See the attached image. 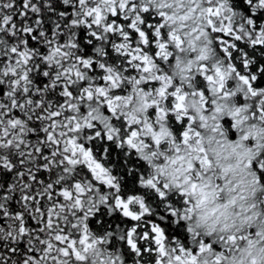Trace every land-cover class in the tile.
I'll return each mask as SVG.
<instances>
[{"label":"snow or ice","instance_id":"snow-or-ice-1","mask_svg":"<svg viewBox=\"0 0 264 264\" xmlns=\"http://www.w3.org/2000/svg\"><path fill=\"white\" fill-rule=\"evenodd\" d=\"M0 264H264V0H0Z\"/></svg>","mask_w":264,"mask_h":264}]
</instances>
